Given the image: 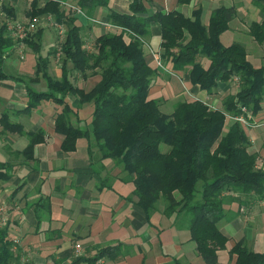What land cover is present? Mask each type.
<instances>
[{
  "label": "trees",
  "instance_id": "1",
  "mask_svg": "<svg viewBox=\"0 0 264 264\" xmlns=\"http://www.w3.org/2000/svg\"><path fill=\"white\" fill-rule=\"evenodd\" d=\"M59 1L47 0L43 7L33 3L29 13L30 18L52 15L68 29L59 46L63 56L60 79L50 75V59L42 56V45L35 41L41 39L43 29L25 41L37 55L36 76L29 83L43 78L47 86L46 91L38 92L27 85L26 110L31 111L44 101L60 107L54 129L64 137L61 149L65 153L75 152L78 140L87 139L91 154L95 148L100 162L113 160L121 169V180L133 184V197L147 219L165 198V214L188 215L199 254L206 264H218V251L228 241L219 228L225 214L224 194L264 199V161L249 152V139L240 122L225 131L228 115L244 116L243 108L256 115L264 103V64L254 66L242 44L224 46L221 42V36L236 18V7L215 9L205 25L201 8L194 11L192 18L177 11L145 16V0H132L130 14L110 11L108 18L115 30L100 35L94 50L89 52L81 27L76 26L74 18L66 17ZM111 1L77 0V4L92 17L97 9L108 8ZM252 3L261 10L263 19L250 25L249 34L264 51V0ZM1 10L12 14L7 7L0 6V14ZM155 24L160 27L164 58L172 61L173 70L186 71L193 85L213 95L220 82L237 78L240 91L225 99L223 110L213 109L203 100L181 101L168 115L162 112L159 100L150 98L157 71L146 61L144 38ZM126 35L131 41H126ZM59 47L52 54L57 55ZM13 48L6 23H0V88L3 81L11 78L4 72L3 62L4 55ZM205 58L210 61L208 68L202 63ZM69 64L71 72L81 73L83 79L100 75V81L86 92L71 80ZM72 96L79 97L81 105L93 103L89 125H76L73 121L78 111L69 102ZM29 136V145L22 155L33 159L45 132L39 130ZM5 168L7 164L0 162V179L9 178ZM13 247L9 229L2 227L0 216V264L19 262ZM108 250L94 258H78L76 264L95 263ZM230 253L237 256L236 264H264V253L249 250L244 242L236 244Z\"/></svg>",
  "mask_w": 264,
  "mask_h": 264
},
{
  "label": "crops",
  "instance_id": "2",
  "mask_svg": "<svg viewBox=\"0 0 264 264\" xmlns=\"http://www.w3.org/2000/svg\"><path fill=\"white\" fill-rule=\"evenodd\" d=\"M61 1L66 17L74 18L76 26L81 27L87 49H92L95 40L110 30L98 23L109 21L111 10L121 14L131 13L132 0H112L108 8L97 9L92 17L73 9L79 7L77 0ZM223 2L231 3L228 7L238 4L243 13L237 10L229 30L221 36V42L224 46L242 44L248 60L254 66L258 65L256 67L262 66L263 47L250 36L249 27L253 22H261L263 17L252 0H192L184 5L178 0H145V16L177 11L192 18L194 11L201 8L202 22L208 25L215 9L227 7L220 6ZM33 3L43 7L47 0H0L1 8L7 7L12 13L9 15L6 10H1L0 23L31 19L29 13ZM208 8L214 10L206 12ZM64 26L66 37L68 27ZM45 32H48L49 38L43 44L41 41ZM235 33L248 41L249 47L237 42L232 37ZM226 35L230 36L228 44L224 43ZM57 38L55 31L52 34L51 30L44 28L41 39L35 38V41L42 45V56L50 59V75L60 79L63 69L52 71L55 63L52 53L60 46H57ZM125 39L131 41L128 35ZM144 40L146 61L157 71L150 98L163 101L160 108L181 101L203 100L213 109L223 110L225 99L240 91L234 77L228 82H220L215 94L211 95L193 85L186 71L173 70L172 61L163 55L158 24L151 26ZM31 49L26 43L23 58L14 48L4 55L3 70L11 78L3 81L0 88V162L7 164L3 171L9 175L6 180L0 179V216L2 227H8L10 237L20 242L19 262L15 264H76L78 258H94L105 249H109V253L100 264H206L192 239L188 215L168 216L165 211L156 209L147 219L133 197V184L121 180V169L113 160L100 162L97 149L94 148L91 154L89 141L85 138L78 140L75 152L65 153L61 149L64 137L54 129L55 116L60 107L44 101L37 108L26 110L29 102L27 85L33 90L39 88L38 92L47 90L42 82L29 83L35 77L37 64V57L34 58L35 64L31 58L33 50L27 53ZM16 52L17 59L14 58ZM159 59L161 63L164 61L165 68L164 65L158 66ZM15 61L19 63L17 67ZM202 63L208 68L210 61L205 58ZM68 69L71 72L70 64ZM73 74L75 76L72 77ZM70 75L73 81L76 73L71 72ZM99 81L100 76L97 75L83 79L81 84L73 82L89 92ZM91 82L94 84L88 88ZM69 102L78 111L77 118L74 117L77 124L89 125L93 105H81L79 98L74 96L69 98ZM173 112L172 108L169 114ZM244 118L247 123L242 125L249 139V152L258 154L264 161V103L256 115L245 114ZM234 123L233 118L227 117L225 131ZM39 130L45 132L44 141L36 146L35 158L27 159L22 152L29 145V135ZM223 199L225 214L219 228L228 241L225 248L218 251V264H236L237 256L230 251L240 242L255 253H264V199L231 192L225 193ZM77 245H81L80 252L76 249Z\"/></svg>",
  "mask_w": 264,
  "mask_h": 264
},
{
  "label": "built area",
  "instance_id": "3",
  "mask_svg": "<svg viewBox=\"0 0 264 264\" xmlns=\"http://www.w3.org/2000/svg\"><path fill=\"white\" fill-rule=\"evenodd\" d=\"M59 3L62 5L64 4L62 1H59ZM73 9L78 13L83 12L80 7H74ZM5 23L7 27L8 37L13 41L14 49L18 50L22 58L24 57V48L26 44L25 41L33 37V35L37 33L38 30L47 28V26L49 25L50 27H56L59 30V34L61 37L65 36L66 33L65 26L63 24L57 23V21L52 15L36 17L26 21L8 20ZM64 40L61 39L62 41L61 43H63ZM144 44H145V40H144ZM88 50L90 51L91 49L88 48ZM60 55L62 56L61 48L59 47L58 56L60 57ZM157 63L159 67H163L162 63L160 62V59L157 61ZM243 112L247 115H251V112L246 108H243ZM227 117H231V116L228 115ZM231 118H233L234 121L236 122H240L241 124L247 123L244 116H236ZM1 225H3L2 219H1ZM13 243H14L13 251L14 253L17 254L20 246V242L18 240H13ZM76 249L78 252H80L81 245H77ZM101 262L102 259L91 264H100Z\"/></svg>",
  "mask_w": 264,
  "mask_h": 264
},
{
  "label": "rangeland",
  "instance_id": "4",
  "mask_svg": "<svg viewBox=\"0 0 264 264\" xmlns=\"http://www.w3.org/2000/svg\"><path fill=\"white\" fill-rule=\"evenodd\" d=\"M61 1V0H60ZM238 5V4H237ZM236 4L235 5H233L234 7H236V9L237 10H239L240 11V9L238 8V6H237ZM220 6H231V3H226V2H223ZM217 7V5H215L214 6V8H216ZM243 7V9L245 8L244 6H242ZM250 8V5L249 6H247V8H245L246 10L247 9H249ZM209 8L208 9H205V11L206 12H209ZM212 10H214V9H211L210 10V12H212ZM241 13H243V11L241 10L240 11ZM47 16V15H46ZM35 18V17H34ZM32 19V18H31ZM98 24H103L105 27H108V29H110V30H106L108 33L109 32H112V31H114L115 29V27L113 28V25L110 23V21H107V22H102V21H99V23ZM47 29H49V30H51L52 31V34L54 33V31L57 33V41H58V45L57 46H59L60 45V43L62 42L61 41V39H65V36H63V37H61L60 36V34H59V30L56 28V27H50L49 25L47 26ZM66 29H67V27H66ZM54 30V31H53ZM102 31H100V29H99V33H101ZM228 35V34H227ZM227 35L225 36V38H224V43L225 44H228V42H230L229 40H230V36H228L227 37ZM232 37L233 38H235V40H237V42H243V44H245L247 47H249V44H248V41H245V40H243L242 38L243 37H241L240 36V34H233L232 35ZM48 38H49V34H48V32H45V34L43 35V39H42V43L43 44H46V41L48 40ZM52 40V39H51ZM54 42H57V41H55V40H53ZM60 42V43H59ZM245 42V43H244ZM226 46V45H225ZM93 47H94V45H93ZM92 47V49L90 50V51H93L94 50V48ZM24 50H25V48H24ZM88 50V49H87ZM89 51V50H88ZM89 51V52H90ZM27 53H32V49L31 50H27ZM46 54V53H45ZM32 56H31V58H32V60L35 58V56L37 57V55L36 54H34V53H32L31 54ZM54 56V55H53ZM52 56V59L54 58L55 59V63H54V65H53V69L54 70H52L53 71V73L54 72H58V71H60L61 70V68H62V66H63V56H61L60 55V57L59 56H57V55H55V57H53ZM15 59H17V58H19V56H18V54H17V52H16V55H15V57H14ZM27 58H29V56L27 57ZM35 59H34V64H35ZM161 61V60H160ZM164 61H162V65H164V63H163ZM14 64H15V67H17L18 65H19V63H18V61H15L14 62ZM255 66H258V65H255ZM164 68H165V65H164ZM69 69H70V67H69ZM72 73H76V78H72L73 79V81L77 84V82H83V78H82V74L81 73H78V72H72ZM80 75V77H79V75ZM89 74H91L90 72H89ZM88 74V75H89ZM34 76H36L35 74H34ZM73 76H75V74H73L72 75V77ZM97 76V75H96ZM100 76V75H99ZM56 79H59V78H56ZM43 78L41 79V81H39L42 85H45L46 84V81L44 80V82H43ZM81 84V83H80ZM94 83L93 82H91V84L88 86V88L91 86V85H93ZM47 87V86H46ZM35 90H39V88H36ZM77 98H79V97H77ZM163 101H160V103H162ZM87 104H92L93 105V103H87ZM176 104L177 103H172V105L170 104V105H166L165 107H162L161 108V110H162V112L163 113H166V114H169V113H171V111H172V108H173V110L175 109V106H176ZM161 105V104H160ZM162 106V105H161ZM92 107H94V105L92 106ZM74 118V117H73ZM73 121L75 122V124L77 123V121L75 120V118L73 119ZM236 122V121H235ZM77 125V124H76ZM166 150V149H165ZM168 206H167V202H166V200H165V198H161V200L158 202V204L156 205V209H159V210H162V211H166V208H167Z\"/></svg>",
  "mask_w": 264,
  "mask_h": 264
}]
</instances>
